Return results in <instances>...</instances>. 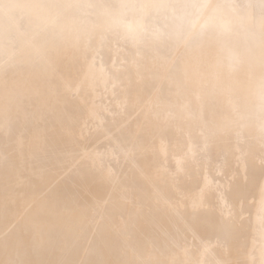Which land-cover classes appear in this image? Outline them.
Returning <instances> with one entry per match:
<instances>
[{"label": "bare ground", "instance_id": "bare-ground-1", "mask_svg": "<svg viewBox=\"0 0 264 264\" xmlns=\"http://www.w3.org/2000/svg\"><path fill=\"white\" fill-rule=\"evenodd\" d=\"M0 264H264V0H0Z\"/></svg>", "mask_w": 264, "mask_h": 264}]
</instances>
